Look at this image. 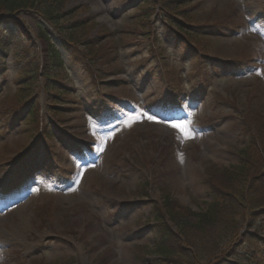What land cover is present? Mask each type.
<instances>
[{"label":"rangeland","instance_id":"obj_1","mask_svg":"<svg viewBox=\"0 0 264 264\" xmlns=\"http://www.w3.org/2000/svg\"><path fill=\"white\" fill-rule=\"evenodd\" d=\"M135 1L67 0L66 9L80 8L75 20L90 26L85 39L92 51L82 40L64 45L45 29L61 44L70 73L64 99L70 107L61 105L69 108L61 118L48 119L41 84L33 96L39 121L51 129L62 123L70 136L51 140L52 150L32 140L27 122L10 131L21 102L15 63L6 61L0 73V264H153L154 205L168 197L193 213L203 211L210 187L222 188L241 161L248 128L264 152V0L191 1L194 47L162 39L166 21L157 8L142 28ZM17 18L37 52L39 15L27 10ZM0 19L6 29V17ZM148 22L150 34H160L151 51ZM112 112L123 120L107 134L99 121ZM188 120L193 138L170 126ZM37 148L42 171L28 182L14 178L26 153ZM247 196L264 203L261 191ZM261 207L256 211L264 213ZM252 223L250 233L264 239V215ZM238 241L220 247L242 259Z\"/></svg>","mask_w":264,"mask_h":264},{"label":"trees","instance_id":"obj_2","mask_svg":"<svg viewBox=\"0 0 264 264\" xmlns=\"http://www.w3.org/2000/svg\"><path fill=\"white\" fill-rule=\"evenodd\" d=\"M191 1L136 0L133 5H138V11H143L142 17L137 20L142 28L146 19L157 8L156 15H160L162 23L166 21L163 24L162 31L165 32L161 33L162 39L170 42L175 38L179 43L190 44L194 42L191 37L196 39L194 33L191 36L189 29L193 16L186 11ZM66 3L67 0H0L2 17L27 10H36L39 15L37 38L41 46L40 54L32 49L27 33L21 30L16 21L6 18L7 28L0 27V73L5 72L6 61L13 59L17 79L16 96L21 102L19 115L22 114L25 123L34 125L35 128L38 123L43 125V122H39V106L33 100L40 84L47 97L46 109L50 115L62 114L55 107L69 104L64 99L70 93L66 88L70 73L58 50L59 46L62 47L60 43L72 47L71 45L82 40L86 50L94 49L88 43L90 40L85 39L89 24L75 20L76 14H80V8L66 9ZM148 26L147 34L152 36L149 48L151 51L157 49L160 34H150V22ZM45 28L53 29L59 35L57 41L60 43L57 46ZM261 129L262 127L257 133ZM43 131L44 137L51 135L47 127ZM246 135L248 141L245 150L241 152V161L227 173V181L222 188L210 187L209 202L205 204L203 211L193 213L168 199L161 205H154V251L157 257L153 264H264V239L250 233L252 219L257 215H264L261 211H256L258 205L264 210V203H258L253 196H247L253 191L264 193V152L256 148L258 137L255 141L249 128ZM253 177H258L255 185L252 184ZM190 217H194L195 221H189ZM166 218L174 229L166 222ZM228 240H239L238 244L245 249L242 259L234 258L238 254L234 249L225 250V246L220 247Z\"/></svg>","mask_w":264,"mask_h":264},{"label":"snow or ice","instance_id":"obj_3","mask_svg":"<svg viewBox=\"0 0 264 264\" xmlns=\"http://www.w3.org/2000/svg\"><path fill=\"white\" fill-rule=\"evenodd\" d=\"M149 120H155L156 118L154 116L149 115L147 117ZM190 125L191 121L188 120L186 123H171V127L174 129H177L181 132V134L186 138H193L192 133L190 131ZM102 150V149H101Z\"/></svg>","mask_w":264,"mask_h":264}]
</instances>
